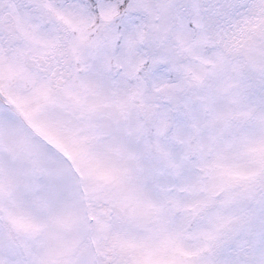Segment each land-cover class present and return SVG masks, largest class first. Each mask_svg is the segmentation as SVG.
Segmentation results:
<instances>
[{
    "label": "snow or ice",
    "instance_id": "snow-or-ice-1",
    "mask_svg": "<svg viewBox=\"0 0 264 264\" xmlns=\"http://www.w3.org/2000/svg\"><path fill=\"white\" fill-rule=\"evenodd\" d=\"M0 264H264V0H0Z\"/></svg>",
    "mask_w": 264,
    "mask_h": 264
}]
</instances>
